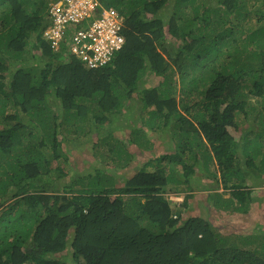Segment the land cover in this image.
I'll use <instances>...</instances> for the list:
<instances>
[{
    "label": "trees",
    "instance_id": "16d2710c",
    "mask_svg": "<svg viewBox=\"0 0 264 264\" xmlns=\"http://www.w3.org/2000/svg\"><path fill=\"white\" fill-rule=\"evenodd\" d=\"M99 1L124 41L89 67L43 35L48 0H0V264H264V231H234L245 169L263 183L264 0ZM88 135L108 164L70 173ZM214 158L230 195L185 217L166 194Z\"/></svg>",
    "mask_w": 264,
    "mask_h": 264
},
{
    "label": "built area",
    "instance_id": "2783aa9c",
    "mask_svg": "<svg viewBox=\"0 0 264 264\" xmlns=\"http://www.w3.org/2000/svg\"><path fill=\"white\" fill-rule=\"evenodd\" d=\"M122 20L115 8H101L98 0H55L50 4L43 35L53 48L64 39L70 53L95 67L121 48Z\"/></svg>",
    "mask_w": 264,
    "mask_h": 264
},
{
    "label": "rangeland",
    "instance_id": "374dc122",
    "mask_svg": "<svg viewBox=\"0 0 264 264\" xmlns=\"http://www.w3.org/2000/svg\"><path fill=\"white\" fill-rule=\"evenodd\" d=\"M169 41H171V38H168ZM166 55V54H165ZM68 56V55H66ZM30 60V57H29ZM29 60L26 61V64L28 63V66L32 67V62H30ZM11 67H13V65H11ZM16 68V67H15ZM181 72L178 73L177 75V88L178 89H183V87L185 86L182 77ZM144 84L148 85V84H155L157 82H159V78L158 77H144ZM181 89V90H182ZM247 91V89H246ZM131 106V105H130ZM129 106V107H130ZM179 106L180 108H182V102L181 100L179 101ZM140 107V106H139ZM261 121L264 122V118L257 116L256 120H255V131H259L263 134V132L260 130L261 129ZM246 124H237L236 129L238 130V132H236V137H239L242 141V136L244 134V129L246 128ZM203 139L205 140V135L203 133L202 130H200ZM250 132V131H249ZM253 132V131H252ZM251 133V132H250ZM118 134V132H117ZM156 134L158 133H154L152 140L155 141L156 145H159L156 148V151H160L163 147L160 144L162 140L161 136H156ZM126 135V134H125ZM155 135V137H154ZM160 135V134H159ZM255 133L253 132L252 134H250L249 138L254 137ZM100 138V137H99ZM257 138V137H256ZM168 140V139H167ZM85 143L83 145H77L78 141L75 140V145L74 142L71 143V152H69V154L71 155V157H73V162L75 161V163L73 164V168L70 169V173L74 172L77 175H81L82 172L83 173H88L89 171H91L92 169H94L95 165L99 166V167H106V165L108 164L107 161H104L102 158H99L97 156H94L93 159H90V155H92V151L90 149V147H92V144L94 143H101V141L98 139V136H93L91 137L90 135H88L87 138L84 139ZM76 146V147H74ZM172 148V145H170ZM167 147V146H165ZM164 147V150H166L167 148ZM170 148V147H168ZM173 150V149H171ZM170 150V151H171ZM167 151V150H166ZM100 153V151H98V154ZM95 155V154H94ZM146 156L149 155V153L145 154ZM143 159H145V157H143ZM216 162V158H214V161H212V163H210L209 166V171H200L198 170L197 172H193L189 178H192V186H193V190H191L190 195L192 194V197H186L185 193H189L190 190H185L182 189L183 192L180 193H169L167 194V198L171 201V202H176L177 204H179L180 202L183 201V198L188 199L190 204L188 205H184L187 208L193 207L195 208V211H190L187 210L185 217L191 215V214H195L196 210L200 209V207L191 206V203H196L198 204H212V199H213V193H215V191L219 192L222 194L223 197H228L230 195V191L229 188L224 187V179H223V171L220 170L218 168V165L215 163ZM241 162V161H239ZM135 165V164H134ZM55 166V165H54ZM239 166H243V163H239ZM109 169L113 170V174L115 176H117L116 174V167L114 166H110ZM208 172H210L208 174ZM214 173V175L212 174ZM247 173V175L245 176V183L248 184V187L254 189V191L251 190V198H252V202L250 203V205L248 206L247 210H246V215H248L247 218L242 219L243 221H241L243 224H237L235 225L236 228H234V231H242V232H247V231H251V233H256L259 229L264 231V173L263 176L260 178V180H263V183H261V185H257V178H251V176L249 175L250 172H248L245 169V174ZM70 175V174H69ZM68 175V176H69ZM120 175V174H118ZM126 177H123L122 180H125ZM235 179V178H233ZM214 180H218L217 184H218V188L215 190H206L203 189L201 190L202 186L206 185V184H211L214 182ZM207 192V193H206ZM184 199V200H185ZM221 214H224L223 212ZM253 220L252 225H250L249 221ZM243 225L242 229L240 226ZM241 228V229H240ZM228 230V229H227ZM229 234V233H228ZM231 234H239V233H231ZM230 237H234V236H230ZM236 239V238H235Z\"/></svg>",
    "mask_w": 264,
    "mask_h": 264
},
{
    "label": "clouds",
    "instance_id": "9594fccd",
    "mask_svg": "<svg viewBox=\"0 0 264 264\" xmlns=\"http://www.w3.org/2000/svg\"><path fill=\"white\" fill-rule=\"evenodd\" d=\"M55 0H48V6H49V8H50V4L51 3H53ZM99 1V0H98ZM99 3H100V1H99ZM111 7H113V6H111ZM49 8H48V11H49ZM101 8H108V7H104V6H101ZM114 8V7H113ZM116 9V8H115ZM118 12V11H117ZM46 15H48V13L46 14ZM47 24V23H46ZM66 54L68 55V56H70V55H73V56H76V55H74V54H72V53H70V51H67L66 52ZM76 57H78V56H76ZM79 58V57H78ZM81 60V59H80ZM90 159L92 160L93 159V156H90ZM95 167H98L97 165H95ZM180 192H183L182 190L181 191H179V192H175V194H177V193H180ZM189 192H191V190L189 191ZM207 193V192H206ZM169 194V193H168ZM186 194V193H185ZM166 196H167V194H166ZM185 198H183V200H184ZM169 200V199H168ZM172 204H175V205H178L179 206V204H181V207H183V201L182 202H180L179 204H176V202H171ZM189 204H190V202H188L186 205H188L189 206ZM192 205H194V206H197V207H200V209L198 210H196V214L197 215H199V216H197V217H200L201 216V214L202 213H206L207 212V210H208V208L209 209H213L212 207H211V204H199V206H198V204H196V203H191V206ZM196 208V207H195ZM195 208H193V207H190V208H188V210H190V211H195ZM183 209V208H182ZM187 217H189V216H187ZM231 229V228H230ZM230 229H228L227 231H230Z\"/></svg>",
    "mask_w": 264,
    "mask_h": 264
}]
</instances>
